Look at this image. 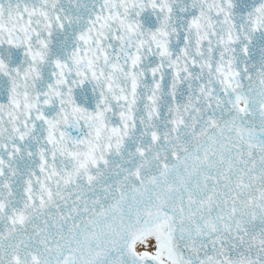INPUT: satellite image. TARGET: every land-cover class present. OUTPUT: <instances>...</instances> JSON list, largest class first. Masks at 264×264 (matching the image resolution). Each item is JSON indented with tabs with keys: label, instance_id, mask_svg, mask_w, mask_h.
Returning a JSON list of instances; mask_svg holds the SVG:
<instances>
[{
	"label": "snow or ice",
	"instance_id": "snow-or-ice-1",
	"mask_svg": "<svg viewBox=\"0 0 264 264\" xmlns=\"http://www.w3.org/2000/svg\"><path fill=\"white\" fill-rule=\"evenodd\" d=\"M0 264H264V0H0Z\"/></svg>",
	"mask_w": 264,
	"mask_h": 264
}]
</instances>
